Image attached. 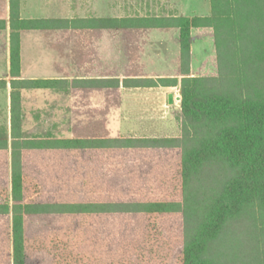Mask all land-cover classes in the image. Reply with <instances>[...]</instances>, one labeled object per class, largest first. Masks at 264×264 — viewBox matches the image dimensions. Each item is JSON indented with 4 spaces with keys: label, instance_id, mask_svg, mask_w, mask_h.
<instances>
[{
    "label": "trees",
    "instance_id": "trees-1",
    "mask_svg": "<svg viewBox=\"0 0 264 264\" xmlns=\"http://www.w3.org/2000/svg\"><path fill=\"white\" fill-rule=\"evenodd\" d=\"M211 5L208 18L131 24L178 28L183 72L192 30L213 28L218 76L73 82L99 90L179 86L178 137L26 136L17 90L63 91L66 82L12 80L11 128L0 129V153L11 149L10 175L0 168V264H264V0ZM11 24L17 78L16 30L48 29L52 21H20L12 5ZM105 151L139 154L106 169ZM32 152L97 156L36 157L31 168Z\"/></svg>",
    "mask_w": 264,
    "mask_h": 264
},
{
    "label": "crops",
    "instance_id": "crops-1",
    "mask_svg": "<svg viewBox=\"0 0 264 264\" xmlns=\"http://www.w3.org/2000/svg\"><path fill=\"white\" fill-rule=\"evenodd\" d=\"M82 1L90 2L89 9H82L83 6L88 7ZM99 1L104 0H0V81H5L7 84L6 88L0 89V115L3 114L8 122L5 128L9 130L11 128V82L14 79L66 82L63 91L17 90L21 97L22 128L26 113V100L30 93L33 95L52 93L53 105H57V108L62 110V107L64 109L67 107L72 108L71 104L69 106L66 104L71 103L74 90H80L85 97L90 96L91 100L86 98V103L81 105L86 113L84 119L91 120V123H103L104 104L101 93L103 90L98 88H74L73 82L120 79L105 78L103 74L104 35L106 31L110 30L113 31L114 38L117 39L113 42L114 57L119 63H121V59H124L129 65L132 64L133 54L122 52L121 48L122 43L127 45L125 47L132 48V44L135 42L138 45L137 64L151 63V65L160 66L159 75L146 78L133 77L135 79L181 80L184 75H190L191 77L218 76L217 46L213 28L204 27L192 30L190 60L185 67L186 71L183 72L180 30L178 28H145L131 24L134 19L208 18L212 16L211 0H168L172 10L161 14L145 13L141 9H133L131 4L123 14L121 12L117 13L115 10L116 13L112 18H105L103 10L100 11L96 7ZM12 5L15 6V14L20 21H52V26L48 29L16 30L19 35L21 65L20 77L17 78H13L11 75V36L15 32L11 24ZM92 5H94L93 8ZM104 19H117L123 22L127 20L128 23H123L120 27L105 29L102 23ZM74 36H77L75 40ZM169 41H171L172 46L167 44ZM45 65H48L49 68L43 67ZM74 65L77 68L76 70L80 72L79 76L73 74ZM161 66L169 72L166 73L167 71L161 69ZM149 89L160 91V94L162 92L166 93L169 106L171 108L177 107L176 109H179L181 113L179 86ZM142 90L145 92L148 89L142 88ZM142 90L140 88H127L128 92ZM170 94L174 96L172 104L169 103ZM138 105L136 111L139 112L143 107V103ZM132 107V104L128 107L129 111L134 110ZM156 107L158 106L156 105ZM144 113H146V110H144ZM140 117L135 120L138 125L141 126L139 123L152 124V118L148 115ZM133 119L135 118H132L131 121ZM154 121H157V119ZM173 122L170 125L174 127L175 119ZM176 127L178 128V125ZM0 128L2 127L0 126ZM179 135L180 133L166 138H174ZM9 151L11 154V149Z\"/></svg>",
    "mask_w": 264,
    "mask_h": 264
},
{
    "label": "rangeland",
    "instance_id": "rangeland-1",
    "mask_svg": "<svg viewBox=\"0 0 264 264\" xmlns=\"http://www.w3.org/2000/svg\"><path fill=\"white\" fill-rule=\"evenodd\" d=\"M84 4H87L88 7L83 6V10L89 9L90 2L87 3L82 1ZM132 4V8L141 9L145 13L161 14L170 12L172 6L168 0H104L98 2L96 7L105 15V18H112L114 14L127 10L128 7ZM94 5H92V8ZM116 10V11H115ZM114 33L112 30L106 31L104 35L105 45H104V62H103V74L105 78H120L122 82L125 78L133 77H154L159 75L160 66H154L149 64H137L136 55L138 45L135 42L132 44V48L125 47L122 43V52H131L133 54L132 64H128L121 59V63L114 57ZM171 37V35H170ZM77 36H74V40ZM136 38V37H135ZM133 38V39H135ZM129 40V37L127 38ZM169 46H172L171 41L167 43ZM124 61V62H123ZM43 67H48L45 65ZM43 69V68H42ZM77 68L74 65V76L80 75V72L76 70ZM161 69H165L161 66ZM166 70V69H165ZM168 73L169 70H166ZM142 90V88H140ZM144 89V88H143ZM148 89L147 91H132L128 92L127 89L121 85L119 89H107L103 90V104H104V122L100 125V122L91 123V120H85L84 117L86 113L82 108V104L86 103L87 100H91L90 96L85 97L80 90H74L72 92L73 97L71 103L68 102L66 105L71 104L72 108L62 107L57 108V105L52 103V93L44 94H29L26 100V113L23 124V131L26 136H41V137H53V138H76L80 136L92 135V136H105L110 138H166L173 137L180 133L181 125V116L180 110L171 108L167 103L166 93L160 94V91L154 89ZM154 90V91H152ZM159 90V89H158ZM47 92V91H45ZM51 92V91H48ZM177 92V91H176ZM180 92V90L178 91ZM179 94V93H178ZM181 97V95H180ZM68 98V97H67ZM100 99V97H99ZM74 101V104L72 105ZM54 102V101H53ZM139 102V103H138ZM63 103V102H62ZM61 103V104H62ZM143 103L141 111H136V106ZM177 103V102H176ZM175 103V104H176ZM133 105L134 110L129 111L128 107ZM161 104V106H160ZM146 105V106H144ZM156 105L158 107H156ZM174 105V104H173ZM146 110V113H144ZM145 115L152 118V124H141L136 123V118ZM155 117V118H154ZM132 118H135L131 121ZM157 119V121H154ZM175 119L174 127L170 124H173ZM93 122V121H92ZM98 123V124H97ZM177 123V124H176ZM86 124V126H85ZM8 125V122L3 114L0 115V126L5 128ZM178 125V128L176 127ZM0 128V129H2ZM6 129V128H5ZM8 132L10 131L7 129ZM89 133V134H88ZM32 152L29 155V162L31 168H33V161L37 158H48L49 155H52L54 158H84L89 156H97L83 153V152H73L70 153H44V152ZM136 154L133 152L124 151V152H112L105 151L100 154L99 157H112L106 160V169L122 167L117 163L119 157L121 159H127L130 157H135ZM142 154V153H140ZM148 153H146L147 155ZM161 153L154 156L152 153L147 157H159ZM146 157V156H145ZM164 157H159L156 159H162ZM0 160L4 161V167H0L4 172H7L9 175L10 166H11V154L10 151L0 153ZM112 165V167H110ZM127 180V178H113V180ZM110 200V199H107ZM173 225H180L181 221L175 220L172 222Z\"/></svg>",
    "mask_w": 264,
    "mask_h": 264
},
{
    "label": "water",
    "instance_id": "water-1",
    "mask_svg": "<svg viewBox=\"0 0 264 264\" xmlns=\"http://www.w3.org/2000/svg\"><path fill=\"white\" fill-rule=\"evenodd\" d=\"M173 98H174L173 94H170V95H169V103H170V104L173 103Z\"/></svg>",
    "mask_w": 264,
    "mask_h": 264
}]
</instances>
